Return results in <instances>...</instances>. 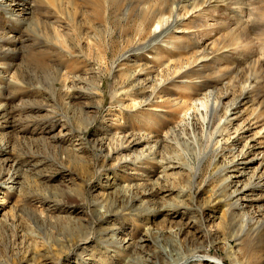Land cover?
Segmentation results:
<instances>
[{
    "label": "rangeland",
    "instance_id": "374dc122",
    "mask_svg": "<svg viewBox=\"0 0 264 264\" xmlns=\"http://www.w3.org/2000/svg\"><path fill=\"white\" fill-rule=\"evenodd\" d=\"M193 254L264 264V0H0V264Z\"/></svg>",
    "mask_w": 264,
    "mask_h": 264
},
{
    "label": "bare ground",
    "instance_id": "6f19581e",
    "mask_svg": "<svg viewBox=\"0 0 264 264\" xmlns=\"http://www.w3.org/2000/svg\"><path fill=\"white\" fill-rule=\"evenodd\" d=\"M159 24V23H158ZM241 166V170L239 171H242L244 172L248 167L251 166V162L248 161L246 159V161L243 163L240 164ZM19 182L16 181V178H10V180L8 182H4L5 185H12V186H15V185H19L18 184ZM234 260V258H233ZM192 262H198L199 264H224L223 262H221L220 260L216 259V258H211L209 256H204V257H201L199 258L197 255L193 254L191 255L190 257L186 258L183 260V262L179 263V264H191ZM236 264H240L239 262H236L234 261Z\"/></svg>",
    "mask_w": 264,
    "mask_h": 264
}]
</instances>
